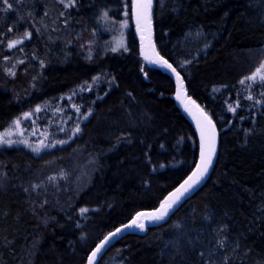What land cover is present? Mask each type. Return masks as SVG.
I'll return each mask as SVG.
<instances>
[{"label": "trees", "instance_id": "trees-1", "mask_svg": "<svg viewBox=\"0 0 264 264\" xmlns=\"http://www.w3.org/2000/svg\"><path fill=\"white\" fill-rule=\"evenodd\" d=\"M68 2L17 0L0 12V132L103 81L76 98L91 115L68 144L39 155L0 149V264H86L106 234L155 209L196 161L173 83L140 57L131 17L112 43L132 0ZM152 23L157 51L218 132L217 161L168 223L126 236L99 264H264V87L259 108L242 98L234 115L226 107L264 61V0H155Z\"/></svg>", "mask_w": 264, "mask_h": 264}, {"label": "snow or ice", "instance_id": "snow-or-ice-1", "mask_svg": "<svg viewBox=\"0 0 264 264\" xmlns=\"http://www.w3.org/2000/svg\"><path fill=\"white\" fill-rule=\"evenodd\" d=\"M63 2V0H61ZM17 3V0H0V12H7L9 10H12L13 4ZM75 5V0H69L68 3L65 4V7H70ZM153 6V0H135V3L133 4V15L136 18L137 25H143L144 30L148 32V36H145V31H141V39H148L149 40V49L154 51V46L151 44V36H150V31H151V9ZM104 16H107V13H104ZM11 31V29H9ZM25 38L30 39L31 38V33H25ZM23 40H16L13 42H10L8 44V48H14L18 44H22ZM22 51V49H20ZM117 47H113L112 51L115 52L117 51ZM157 55V59L151 61L152 63H157L159 62L161 66L168 68L175 76L178 82L182 84V78L179 72H177L176 68L172 66V64L168 63L167 60L163 59V57H160L159 54ZM146 59L148 58L147 55L145 57ZM5 60L7 58L5 57ZM20 63H23V60L19 61ZM187 63H191V61H187ZM183 65H181L182 67ZM14 67V65L12 66ZM10 75L14 76L15 72L10 71ZM99 79L98 77L94 78V80ZM257 77L255 74L246 77L245 79H242L240 81L241 84H245L246 80L250 81H256ZM260 79L264 81V76H261ZM251 86V85H249ZM88 90H91L89 87ZM183 91L182 89L178 91L177 94V99L181 100V103H185L184 99L182 98ZM248 99H253L252 96H248ZM256 103H260L259 100L256 101ZM189 105H194V102L191 100H188L187 103H185V110L190 111ZM238 106V105H237ZM230 111L235 112V108L231 107L229 108ZM36 112L41 111L40 107L37 106L35 109ZM76 112L79 113L80 109L76 108ZM30 113H25L24 118L27 119L30 117ZM91 115V112L89 111L87 114L83 115V119H88V116ZM200 116L202 117L201 120H197V126L200 128V135H201V152H200V162L196 166L195 170L179 185L178 188L175 189L171 193V195L163 201V203L160 205V210L158 212H153L149 214L145 213H140L137 215L135 219L131 221L130 224L125 225L123 228H117L115 231L109 233L103 241H101L95 248L94 251L91 252V255L88 258V264H94V261L98 257L99 254H102V250L106 248V246L111 244V241L113 238H119L120 235L123 234V232L126 229H131L133 227L139 229L140 231H144L146 228V224L144 222H139L141 216L148 215L150 216L151 220L154 222H160V221H165L166 218H168L170 215L174 214L175 211L178 210L179 206H181L184 202H186L187 199L190 198L191 194L195 192L197 187L204 181L206 178L207 174L209 173V170L212 166L213 163V158L216 153V138H215V133L213 130V125L212 121L205 115L204 113H200ZM16 126L20 125V119H17L15 122ZM63 130V129H61ZM80 132V126L79 124L76 125L74 129V134H78ZM66 141L60 140L57 141L56 143L59 144H64ZM13 143H16L10 139H5L3 136H0V145L7 144L8 146H12ZM19 143L25 144V146H28L27 141L21 140ZM55 147V144L48 145L44 144L41 142L40 145H37L36 147L32 148L33 152L39 153L41 148H47V147ZM163 167V165H161ZM50 180H54L55 177H50ZM39 185H33V189L35 190L38 188ZM87 211L86 209H81V212ZM221 246L223 245V241L220 242ZM203 255V253H201Z\"/></svg>", "mask_w": 264, "mask_h": 264}, {"label": "rangeland", "instance_id": "rangeland-1", "mask_svg": "<svg viewBox=\"0 0 264 264\" xmlns=\"http://www.w3.org/2000/svg\"><path fill=\"white\" fill-rule=\"evenodd\" d=\"M134 1L135 0H132V5ZM129 15L130 14L127 12L123 13V20L119 23V25H117V28H115L117 30V34L112 38L113 44L118 45L122 40V31L130 26L132 27L130 21L131 15ZM253 74L257 77L256 81L246 80L245 84L239 83L237 97L233 101H229L226 105L229 113L233 115L236 113L239 108L241 98L251 104L253 108H259L260 103H256V101L259 100L260 97L258 94V88L264 87V81L260 79L261 76H264V61L251 75ZM102 84L103 81L97 79L91 84L78 87L76 90L59 96L55 100L39 106L41 109L39 112L35 111L36 107L28 112H24L19 117L14 119L5 130L0 132V136H3L5 139H10L16 143H13L12 146H8L7 144L0 145V149L20 148L32 155H39L43 152L68 144L77 136V134H74L76 125L79 124L81 127V125L87 120L83 119V115L87 114L89 111L91 112V110L86 108L82 103L76 102V98L91 92L93 89L98 90V88H100L99 86ZM89 87L91 90H88ZM248 96H252L253 99H248ZM230 106L235 108V112L229 110ZM76 108L80 109L79 113L76 112ZM25 113H30V117L25 119ZM17 119H20L19 126H16L14 123ZM21 140L27 141L28 146H25L23 143H19ZM60 140L66 142L62 145L56 143ZM41 142L48 145L55 144L56 146L41 148L39 153L33 152L32 148L40 145Z\"/></svg>", "mask_w": 264, "mask_h": 264}, {"label": "water", "instance_id": "water-1", "mask_svg": "<svg viewBox=\"0 0 264 264\" xmlns=\"http://www.w3.org/2000/svg\"><path fill=\"white\" fill-rule=\"evenodd\" d=\"M135 3V1H134ZM133 3V4H134ZM154 6H155V0H153V6H152V9H151V31H150V36H151V44L154 46V51L149 49V40L148 39H144L142 40L141 39V31L144 30V27L143 25H140L138 26L137 25V22H136V18L135 16L133 15V5H132V12H131V18H132V23L133 25L135 26V32H136V39H137V42H138V47H139V53H140V57L142 58V60L150 65L151 67H156V68H159L161 70V72L166 75L170 80L171 82L173 83V87H174V93H173V97H172V100H173V103H174V106L175 108L177 109V111L180 113V115L182 116V118L186 121V123L189 125V127L191 128L194 136H195V141H196V145H197V156H196V161L193 165V167L191 168V170L189 171V173L183 178V180H181L172 190H170L163 198L162 200L159 202V204L157 205V207L153 210H148V211H142V212H139L137 213L128 223L118 227V228H123L125 225L127 224H130L131 221L133 219H135L137 217L138 214L140 213H145V214H149V213H153V212H158L160 210V205L163 203V201L165 199H167L171 193L173 191H175L176 188L179 187V185L181 183H183V181L185 179H187V177L189 175H191V173L195 170L196 166L199 164L200 162V152H201V135H200V128L197 126V120H201V122L203 123L202 121V117L200 116V113H204L205 115H207L200 107H198V105L188 96L186 90H185V83H184V80L182 78V84L180 82L177 81L176 79V76L166 67H163L160 65L159 62L157 63H152L151 61L153 60H156L157 59V55L156 54H159V52L157 51V48L155 46V42H154V31H153V23H152V14H153V11H154ZM145 31V36L147 37L148 36V32L146 30ZM147 55V59L145 58ZM160 57H163L159 54ZM163 59H165L163 57ZM166 60V59H165ZM169 63V62H168ZM171 64V63H170ZM173 66V65H172ZM174 67V66H173ZM178 72V71H177ZM182 89L183 91V95H182V98L184 99L185 103H187L188 100H191L194 102V105H189V108H190V111H186L185 110V103H181V100H178L177 99V94H178V91H180ZM207 117L209 118V116L207 115ZM210 119V118H209ZM211 120V119H210ZM212 125H213V130H214V133H215V138H216V153H215V156L213 158V163H212V166L209 170V173L207 174L206 178L204 179V181L197 187V189L195 190L194 193L191 194L190 198L186 200L189 201L190 199H192L203 187L204 185L206 184V182L209 180L213 170H214V167L216 165V161H217V156H218V150H219V137H218V132L212 122ZM184 202L181 206H179L178 210L186 203ZM177 210V211H178ZM175 211V213L177 212ZM174 213V214H175ZM170 215L168 218H166L165 221H160V222H154L151 220L150 216L148 215H145V216H141L140 217V221L139 222H144L146 224V228L144 231H140L139 229L133 227L131 229H126L122 235L119 236V238H113L112 241H111V244L106 246V248L104 250H102V254H99L98 257L96 258V260L94 261V264H99L100 261L103 259V257L113 248L115 247L122 239H124L126 236L128 235H134V236H138V237H144L146 236L147 232H148V229L150 228H157V227H160V226H163L165 225L166 223H168V221L171 219V217L174 215ZM117 229V228H116ZM115 229V230H116ZM113 230V231H115ZM111 231V232H113ZM109 232V233H111ZM108 233V234H109ZM106 234L96 245L95 247L91 250L94 251L96 246L104 240V238L108 235ZM91 252L88 254V257H87V261H86V264H88V258L89 256L91 255Z\"/></svg>", "mask_w": 264, "mask_h": 264}]
</instances>
